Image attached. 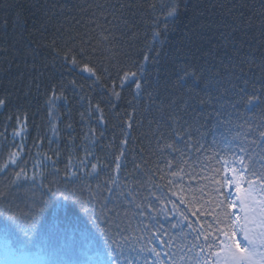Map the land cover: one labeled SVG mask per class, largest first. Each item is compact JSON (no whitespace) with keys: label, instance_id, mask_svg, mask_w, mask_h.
<instances>
[{"label":"trees","instance_id":"1","mask_svg":"<svg viewBox=\"0 0 264 264\" xmlns=\"http://www.w3.org/2000/svg\"><path fill=\"white\" fill-rule=\"evenodd\" d=\"M173 7L176 14L169 16ZM70 49L87 53L76 68L54 58ZM85 63L95 77L80 71ZM130 72L143 83L139 94L131 77L124 80ZM240 87L249 93L264 88V0H0V98L6 100L0 106V167L17 161L0 173L6 197L0 198V264H79L93 254L101 264H145V257L151 264L154 257L139 248L159 251L158 242L113 243L112 233L105 234L86 211L89 187L115 175L114 165L102 169L118 154L124 133L129 148H147L156 120L170 113L217 109L234 124L264 128V103L239 102ZM90 104H99L106 123L98 122L101 113L90 112ZM129 115L131 130L124 124ZM214 122L209 118L203 141L208 161L215 153L230 155L227 149L237 143L230 144L224 127L213 128ZM93 127L97 136L104 133L95 144L91 134L84 137ZM85 146L95 153L90 159L99 175L89 176L90 166L76 176L66 173ZM57 150L59 174L45 159ZM21 169L35 181L17 180ZM130 172L119 174L122 188ZM162 222L175 245L199 243L186 225V239L171 229L175 218Z\"/></svg>","mask_w":264,"mask_h":264},{"label":"snow or ice","instance_id":"2","mask_svg":"<svg viewBox=\"0 0 264 264\" xmlns=\"http://www.w3.org/2000/svg\"><path fill=\"white\" fill-rule=\"evenodd\" d=\"M175 14L176 8L173 7L168 15ZM86 56L82 49H70L63 55L54 54L55 59L70 63L73 68L78 67V58L85 59ZM144 59H149L147 54ZM80 71L96 76L87 63ZM137 75V72L125 73L124 80L126 82L131 77L139 94L143 83L136 79ZM72 83L75 84V81ZM243 83L248 84V81L244 80ZM55 91L53 85V97ZM113 95L118 93L113 92ZM237 96L239 102L248 106L264 103V88H253L249 93L246 88L240 87ZM50 103H54V100ZM5 104L6 100L0 98V106ZM231 106L236 108L237 105L234 103ZM91 111L101 113L98 122L106 123L99 104H90ZM212 117L215 118L213 128L223 126L230 137L229 143H237L235 147L227 149L230 155L215 153L208 161L203 159L208 154L203 141L208 130L207 122ZM16 119L21 122L20 117ZM132 119L129 115L124 122L129 130L133 127ZM155 123L156 128L147 148H129V135L123 134L118 154L112 153L113 159L102 169L109 171L110 165H114L112 171L115 175L110 174L109 180L97 184L94 190L89 187V208L86 211H90L98 224L104 226L105 234L112 233L113 243L123 241L135 245L145 240L148 244L159 242V251L155 246L139 248L140 253H150L154 257L151 264H165L162 257L167 258L166 264H182L193 259L195 264H264V152L255 151L257 147L264 148V128L260 125L248 124L245 127L244 124H234L217 109L207 113H196L194 110L189 113L185 109L182 115L173 112L167 118H158ZM67 127L71 128L72 125L68 124ZM89 134L93 138L90 140L92 144L104 135L101 131L97 136L94 127L89 128L84 137L89 138ZM69 143L74 144L73 137H69ZM216 143L214 139L213 144ZM18 155L11 153L10 157ZM59 156V150L45 156L55 174L60 171L56 167ZM152 156L156 157L154 161ZM90 158H95V153L85 146L84 156L77 157L76 166L66 167V173L76 176L77 170L84 173L90 166L87 174L99 175L98 163ZM16 163V159L11 158L9 163L0 167V173L9 164ZM68 164H72L71 156ZM129 168L131 172L126 176V184L122 188L118 176L122 172L128 173ZM22 176L33 181L36 179L35 176L27 177L23 169L16 173V179ZM133 181L136 183L133 184ZM0 198L6 199L3 192H0ZM173 218L175 222L170 223L171 229H178V235L186 239V225L199 243L175 245L173 240L176 237L169 233L162 222V219L171 221ZM193 248L199 249L194 258L188 255ZM145 264H149L147 257Z\"/></svg>","mask_w":264,"mask_h":264},{"label":"rangeland","instance_id":"3","mask_svg":"<svg viewBox=\"0 0 264 264\" xmlns=\"http://www.w3.org/2000/svg\"><path fill=\"white\" fill-rule=\"evenodd\" d=\"M260 258H258L257 256V260H259ZM103 263V259L101 257H99L97 254H93L88 256V258H86V260L82 263L79 264H101Z\"/></svg>","mask_w":264,"mask_h":264}]
</instances>
